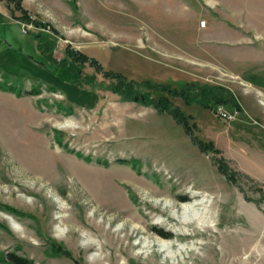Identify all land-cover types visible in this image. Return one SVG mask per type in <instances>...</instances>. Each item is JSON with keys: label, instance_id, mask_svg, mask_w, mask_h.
Segmentation results:
<instances>
[{"label": "rangeland", "instance_id": "1", "mask_svg": "<svg viewBox=\"0 0 264 264\" xmlns=\"http://www.w3.org/2000/svg\"><path fill=\"white\" fill-rule=\"evenodd\" d=\"M20 1L46 27L0 0V264H264V0ZM104 72L136 83L128 101ZM143 83L238 108L216 106L225 120Z\"/></svg>", "mask_w": 264, "mask_h": 264}, {"label": "trees", "instance_id": "2", "mask_svg": "<svg viewBox=\"0 0 264 264\" xmlns=\"http://www.w3.org/2000/svg\"><path fill=\"white\" fill-rule=\"evenodd\" d=\"M5 1H7V3L9 5H12V11H11L12 19L19 21L21 23L34 24L36 27H40V28L46 27L43 23H39V22L31 19V16L28 15V13L21 8V1L20 0H5ZM16 11H18L20 13L19 16H15ZM35 38L38 39L37 40V49L44 56V58L48 61L56 63L54 60H52L50 57H48L44 54V52L41 48V45H42V43L40 41L41 35L37 34L35 36ZM67 52L69 53V55L71 57H73L74 62H78V63L88 62L87 57H85L82 54H77V53L69 51V50H67ZM89 65L97 71H102V68L100 67V65L95 60H89ZM103 76L106 78L113 79L118 83V84L116 83V85L111 88V91L114 92L115 94L119 95L123 101H128V94L133 93L132 89L134 91L136 89L135 88L136 83H134L133 81L127 82L126 79L123 78L121 75H117V74H114L111 72H104ZM143 86L144 87L146 86V88H152V89L159 91V92L167 93L170 96H177V97L181 98L182 101L187 105L192 104V103H196L203 108L210 109L213 112H215L216 106L221 105V104L231 105V106L238 108V105L236 104V102L231 97H229L228 99H224L222 97L221 98L215 97V98H213L212 101L211 100L209 101L207 95H205V92H204V94L201 95V96H203L202 102H199L200 100H197V95H199V93L197 94V92L196 93L192 92V90L197 89L196 86H194L193 84L186 85L184 87V89H182L181 91L172 90V89L165 87V86H156V85L153 86L149 83H143ZM0 90H4V91L14 93L13 92L14 86H11V85L6 86L0 82ZM203 90L205 91V89H203ZM18 93H19L18 94L19 96H22V94L37 95L39 92L35 91V90H30V91H26L24 93H23V91L18 92ZM140 99H141L142 104L151 106L158 114L169 115L177 125L181 126L184 133L189 137L191 143H193L201 152H203V153H209V152L216 153L217 152L211 142L204 143V142L198 140L195 136H193V130L196 129V125L194 123H191L192 117L191 116H185L179 109L173 108L172 105L170 104V101L168 100L167 96L165 97L163 95H160L157 99H152V98H149V96H147V95H143V96L139 97V101H140ZM217 170H218V172H220L221 174H223L225 176L226 180L230 184H233L235 182V179H234L235 175L234 174H228L227 168L221 160L218 161ZM155 232L157 234H160L159 236H161L163 238L169 239L171 236L170 234L164 233L161 230H160V232L157 230ZM4 261L6 264H33L31 262V260L23 258V257L18 256V255H15V254H12V253L7 254L6 260H4Z\"/></svg>", "mask_w": 264, "mask_h": 264}, {"label": "bare ground", "instance_id": "3", "mask_svg": "<svg viewBox=\"0 0 264 264\" xmlns=\"http://www.w3.org/2000/svg\"><path fill=\"white\" fill-rule=\"evenodd\" d=\"M152 196H154V195H152ZM177 200H182V197H178V198H176ZM193 206H190V207H188V208H184L182 211H183V214H186L187 212H192V208ZM62 210V212L64 211V209H61ZM182 223H184V221H182ZM101 226V225H100ZM97 229V228H96ZM108 231V230H107ZM108 233V232H107ZM159 243V242H158ZM148 247H150V244L149 245H145L144 246V248L146 249V248H148ZM162 247L164 248V245L162 244ZM171 248V245H167L166 246V249H170ZM102 249V247H100V250ZM237 260H235V261H233V263L234 264H236L237 262H236Z\"/></svg>", "mask_w": 264, "mask_h": 264}, {"label": "built area", "instance_id": "4", "mask_svg": "<svg viewBox=\"0 0 264 264\" xmlns=\"http://www.w3.org/2000/svg\"><path fill=\"white\" fill-rule=\"evenodd\" d=\"M215 112L222 118L225 120L231 119V116H229L226 112L223 111L222 108L218 107L216 108Z\"/></svg>", "mask_w": 264, "mask_h": 264}, {"label": "water", "instance_id": "5", "mask_svg": "<svg viewBox=\"0 0 264 264\" xmlns=\"http://www.w3.org/2000/svg\"><path fill=\"white\" fill-rule=\"evenodd\" d=\"M135 101H137V98H135Z\"/></svg>", "mask_w": 264, "mask_h": 264}]
</instances>
